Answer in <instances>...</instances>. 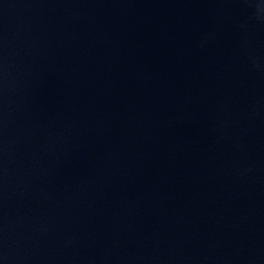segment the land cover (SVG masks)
Returning <instances> with one entry per match:
<instances>
[{
  "label": "water",
  "instance_id": "95a60500",
  "mask_svg": "<svg viewBox=\"0 0 264 264\" xmlns=\"http://www.w3.org/2000/svg\"><path fill=\"white\" fill-rule=\"evenodd\" d=\"M0 264H264V0H0Z\"/></svg>",
  "mask_w": 264,
  "mask_h": 264
}]
</instances>
